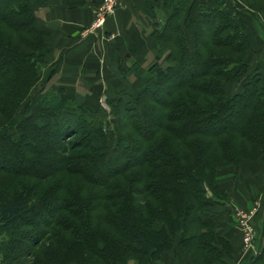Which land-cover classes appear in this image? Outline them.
I'll return each instance as SVG.
<instances>
[{"label":"trees","instance_id":"16d2710c","mask_svg":"<svg viewBox=\"0 0 264 264\" xmlns=\"http://www.w3.org/2000/svg\"><path fill=\"white\" fill-rule=\"evenodd\" d=\"M32 1L0 0V248L12 234V264H144L179 235L193 264H224L233 244L215 228L211 207L227 201L217 172L250 158L264 178V75L247 61L248 13L214 5L181 18L175 6L150 34L167 66L150 65L133 106L118 98L104 125L57 94L20 110L48 65ZM243 1L264 13V0ZM249 264H264V248Z\"/></svg>","mask_w":264,"mask_h":264},{"label":"crops","instance_id":"0c3cea01","mask_svg":"<svg viewBox=\"0 0 264 264\" xmlns=\"http://www.w3.org/2000/svg\"><path fill=\"white\" fill-rule=\"evenodd\" d=\"M99 2L100 0H36L31 5L36 25L51 33L50 41L47 42L49 50L45 57L50 64L57 61V71L52 75L54 83L71 85L76 92L80 86L92 89L107 84L121 86L123 84L121 79L124 78L121 71L127 61L131 62L137 72L147 68L157 54L148 33L149 27H143V21L149 18L145 11L146 4L158 1L121 0L105 23L109 30L116 31V37L103 47L102 52L96 50L93 43L91 44L81 32L83 26L91 22L95 15L94 6ZM249 28L253 37L256 38L259 34L261 39L258 38V43L255 44L256 40L254 41L249 33L252 50L248 53L247 61L250 66L253 65L251 71H260L264 75V31L258 25L253 29L250 23L248 32ZM126 76L129 74L126 73ZM103 78L104 80L99 81ZM118 79L121 83L117 82ZM225 85L227 86V82ZM84 93H88L87 89ZM256 162L247 158L237 166L232 164L221 166L217 172V182L227 194V204L223 206L219 204L217 208L222 207L218 210L226 207L229 216H232L231 211L234 208L248 211L261 201L259 217L255 224L259 230L254 238L255 244L251 248L243 246L240 227L227 220V217L216 218L215 228L218 234L233 244L231 253L224 256V264H249L251 258L264 248V179L260 177L261 171ZM179 241L178 235L175 247L162 252L155 261L151 260L144 264H193L191 257L181 251Z\"/></svg>","mask_w":264,"mask_h":264},{"label":"rangeland","instance_id":"374dc122","mask_svg":"<svg viewBox=\"0 0 264 264\" xmlns=\"http://www.w3.org/2000/svg\"><path fill=\"white\" fill-rule=\"evenodd\" d=\"M36 1V0H35ZM35 1H32L35 2ZM158 1L157 3L152 2L149 4H146L145 7V11H146V15L149 16L148 20H146L145 22L143 21V27H149L148 28V33L151 39V33L155 32V31H160L163 27H164V23L166 18L168 17L169 14L172 13V9L176 6L181 10V14L180 17H187V15H194L195 13H197V11H199L200 9H208L209 7H214V5L217 6H224L226 8H228L229 10H233V8H239L240 11L248 13V21L251 24V26L254 28H256V26H260V28L264 31V18H263V12H255L254 11H248L246 10L245 7V3L243 0H155ZM121 2V0H117L116 3L112 4V8L111 11L108 12V14L105 16V20H103L102 24L101 21L98 20V15H97V10L99 9V7L102 5V7H105V1L102 2V0H100L99 3H96L94 6V13L95 15L93 16L91 22L89 21V23H87L85 26H83L82 29V34H84V36H86L88 38V41L91 42V44L93 45V47L96 48V50H100L102 52L103 47L107 44L112 42V40L116 37V31H111L109 30L105 23H106V19L108 16H111L113 14V12L115 11V9H117L119 3ZM36 23V22H35ZM256 30V29H255ZM48 31V30H47ZM249 33L250 35H252V31L249 28ZM50 34V38H51V33ZM254 41L256 40L255 44L258 43V38L261 39L260 35L257 34L256 38L255 36L253 37ZM152 40V43L154 44V40ZM50 41V39H49ZM155 47V45H154ZM100 48V49H99ZM156 48V47H155ZM48 52V51H47ZM157 52V49H156ZM168 53L166 51H164L162 53L161 56H159L158 58H156L153 61H151L147 66V68H142V70H137L136 72V68H134L131 64L130 61L126 62V66L124 65L125 69L122 70L121 72L123 73L124 78L121 79L123 82V84L121 86H117V85H112V86H108L104 85L102 87H96L94 89H92L91 87H86L85 86H80V88L78 89L79 91L76 92V90L74 89V87H71V85H58L55 82L54 78L52 77V75L57 71L56 68V63L55 62H51L48 63L47 66L43 67V73H42V77L40 78V80L38 81L37 85L35 87L32 88V90L29 93V96L27 97L28 99L26 100V102H23L21 105L20 110H26L28 104L30 103L29 101H31L32 98H35L38 100H41L44 96L49 97L50 95L53 97L56 94L61 96V97H65L66 99H73L72 102L74 103H78L80 104H84L86 106H88L90 108L89 110V115H91V117L93 119H91V121H100L101 123H103L104 125L108 124L107 122H109V120L112 121V119L114 118V115H116V113L113 111V109H111V105L112 103H116L117 99H123V104L124 106H128L131 107L133 106V99L135 97L138 96V87L139 84L142 83V76L145 72V70H148V68L150 67V65H152L154 62H158L160 64V66H167V61H166V55ZM252 56V53H251ZM129 59V58H128ZM249 60V57H248ZM103 64V62H101V65ZM128 66V67H127ZM130 66V67H129ZM253 65L250 66V69H252ZM134 69H133V68ZM105 70V69H104ZM105 72H107L105 70ZM129 74V76L125 77V75ZM245 79L244 78H240L238 80H232V81H228L227 82V86L225 85V90L227 91V94L231 95L232 93L236 92L240 86L242 81ZM104 80L101 79L99 81ZM117 82H120V79L117 80ZM88 93H84V90ZM85 98H84V96ZM84 98V99H83ZM83 127H91L93 126L91 123H84ZM109 128H112V125L109 126ZM80 137L79 134H75L72 138H78ZM50 143H52V140H49ZM46 143V142H45ZM8 161L9 164L14 165L17 164L14 163L12 164L10 162V159L7 157L6 158V162ZM26 167V166H25ZM5 174L2 173L0 176V183L5 181ZM73 179V181L77 182L76 180L78 179V177L75 174H70L69 175V179ZM263 178V177H261ZM264 179V178H263ZM74 183V182H73ZM4 184V182L2 183ZM72 184V183H71ZM227 202V201H226ZM261 201H258L256 203V211L254 212V217L252 218L253 220V224L255 226L256 224V220L259 217V206H260ZM227 204V203H226ZM219 204L215 203L212 205L211 208H213L212 210H214L215 212H219L222 213L221 216L222 217H228L229 216V210H226V207L223 209L218 210L219 208H221L220 206L217 208ZM225 206V205H224ZM215 208V209H214ZM217 209V210H216ZM243 210V209H242ZM227 211V212H226ZM232 212V222L234 223V225L239 226V224L237 223V215L235 213V208L231 211ZM38 217H39V213H38ZM221 217V218H222ZM220 218V217H219ZM241 229V239L243 241V237H242V233H243V229L240 227ZM255 232H254V236L252 238L253 240V244H255L254 238L257 234V231L259 230L257 226H255ZM21 230H23V227L21 226V228L18 230V232H21ZM259 235V233H258ZM12 239L13 236L12 234L10 235V237L6 238V244L0 248V264H12V257H9L10 255H12V253H9L10 251L7 250V247H11L10 250L12 249ZM27 238L24 239V241L20 244V248H22V246L25 244ZM244 242V241H243ZM9 245V246H8ZM251 245V247H252ZM245 248H251V247H246L245 242L243 245ZM18 247V248H19ZM17 248V249H18ZM6 251H8V253H5ZM13 251V250H12ZM11 261V262H10ZM155 261V260H154ZM128 264H138L135 263L134 261L129 262Z\"/></svg>","mask_w":264,"mask_h":264},{"label":"built area","instance_id":"2783aa9c","mask_svg":"<svg viewBox=\"0 0 264 264\" xmlns=\"http://www.w3.org/2000/svg\"><path fill=\"white\" fill-rule=\"evenodd\" d=\"M105 1V7L103 8L102 5L97 10L98 20L101 21V24L103 20H105V16L108 14V12L111 11L112 4L116 3L117 0H102V2ZM256 211V204L253 205L249 210H242L235 208V213L237 215V223L239 226L244 230L242 233L243 241L245 242L246 247H251L253 244V236L255 232V226L253 224L252 218L254 217V212Z\"/></svg>","mask_w":264,"mask_h":264}]
</instances>
